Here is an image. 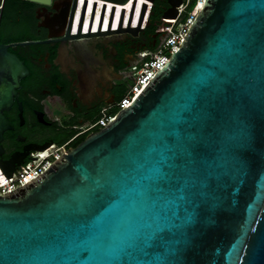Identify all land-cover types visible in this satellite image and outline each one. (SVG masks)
<instances>
[{
  "label": "water",
  "instance_id": "1",
  "mask_svg": "<svg viewBox=\"0 0 264 264\" xmlns=\"http://www.w3.org/2000/svg\"><path fill=\"white\" fill-rule=\"evenodd\" d=\"M163 1L174 19L182 0ZM76 3L65 35L112 34L81 33L83 3L70 35ZM143 15L121 28L122 14L116 34L142 33ZM50 42L0 44V138L27 74L8 49ZM134 97L0 195V264H264V0H206ZM14 166L0 162L8 177Z\"/></svg>",
  "mask_w": 264,
  "mask_h": 264
},
{
  "label": "flooded vegetation",
  "instance_id": "2",
  "mask_svg": "<svg viewBox=\"0 0 264 264\" xmlns=\"http://www.w3.org/2000/svg\"><path fill=\"white\" fill-rule=\"evenodd\" d=\"M18 1L11 5L0 0V36L20 33L24 40L0 44L51 42L8 49L27 69L12 106L4 112L10 128L0 138V162L15 165L14 170L38 146L66 143L73 148L98 131L86 126L115 108L129 85L125 69L137 52L159 39L144 31L137 36L115 33L73 39L65 35L70 0H51L46 6ZM153 3L160 5V13L166 7L163 0ZM95 4L96 18L101 6L112 8L102 1ZM76 7H81L79 0ZM3 15L8 16L4 25Z\"/></svg>",
  "mask_w": 264,
  "mask_h": 264
},
{
  "label": "built area",
  "instance_id": "3",
  "mask_svg": "<svg viewBox=\"0 0 264 264\" xmlns=\"http://www.w3.org/2000/svg\"><path fill=\"white\" fill-rule=\"evenodd\" d=\"M132 1V0H131ZM206 0H182L176 7V16L172 20H163V25L157 30L159 39L153 49H141L134 57V60L125 69V77L129 82L124 96L117 102V112L124 109L125 105H128L133 100V97L142 90L149 79L153 78V75L161 70L162 67L168 62L169 58L179 50V45L187 32L191 23L194 22L195 16L200 11L199 4L202 5ZM104 2V1H103ZM105 3V2H104ZM93 4V3H92ZM144 15L140 28L144 30L145 24L150 16L153 3L151 0H144ZM168 6V5H167ZM168 8V7H167ZM83 4L81 7L74 10L71 24V34H76L82 16ZM140 8L137 14V23L135 26L130 22V27L136 28L139 22V18L142 12ZM100 13H98L96 28H92L93 22H95L96 9L92 8L89 12L84 9L81 33H97L106 32L113 29L111 22V15L113 16L112 9L107 12L103 7H100ZM134 12V11H133ZM108 13V14H107ZM107 15V26L103 28L101 21L103 22L104 16ZM121 15V13H119ZM134 16V13H133ZM87 21V29H84V22ZM120 22V16L118 20V26ZM117 26V27H118ZM121 28H127V24L124 25L122 20ZM116 112V113H117ZM115 114H111L110 111H104L100 119L93 124H88L86 130H96L104 128V125L112 119ZM69 149L68 144L59 145H47L42 149L35 150L29 157V159L23 163L19 168L14 170L10 177L6 176L0 169V195L9 193L18 187L24 185L26 182L35 178L47 169L56 159L62 154L66 155V151Z\"/></svg>",
  "mask_w": 264,
  "mask_h": 264
},
{
  "label": "bare ground",
  "instance_id": "4",
  "mask_svg": "<svg viewBox=\"0 0 264 264\" xmlns=\"http://www.w3.org/2000/svg\"><path fill=\"white\" fill-rule=\"evenodd\" d=\"M80 1V0H79ZM88 1H90L91 2V0H85V2L84 3H86V5H85V9H86V12H89V8H88ZM93 1H102V0H93ZM77 2H78V0H77ZM95 2L92 4V9L93 10H95V7H96V4H95ZM103 2V1H102ZM105 3H109V4H111V6H112V11H113V16L111 15V22L109 23V25L111 24L112 26H113V28H115V29H112V31L111 30H109V31H111V33L112 34H115V33H117L118 32V30H119V26H118V20H119V16H120V19H121V15L123 14V21H124V25H126V24H128V23H130V21H131V23L135 26V24L137 23V14H138V12H139V10H140V8H142L144 5V0H132L131 1V5L129 6V7H127V8H125V7H123V5L122 4H114V3H111V2H105ZM129 3V1L126 3V4H128ZM132 3H134L135 5H134V8H133V13H134V16H133V14H132V16H131V19H129V15H130V12H131V10H132ZM202 4L200 3L199 4V8H200V10H201V8H202ZM109 8V7H108ZM117 8H119L120 10H119V13H121V15H119V13L116 11V9ZM105 9V6H103V10ZM109 10L110 9H107L106 11L107 12H109ZM96 14H97V11H96V13H95V16H96ZM108 14V13H107ZM97 18H98V16H97ZM97 18H95V20H96V23H97ZM103 18H105L106 20H103V22L101 21V26H103V28H105L106 26H107V15L106 16H104ZM85 23L87 24V21H85L84 22V29H85ZM118 26V27H117ZM138 26V25H137ZM92 28L93 29H95L96 28V24H95V26L92 24ZM106 32H108V31H106ZM109 35H111V34H109Z\"/></svg>",
  "mask_w": 264,
  "mask_h": 264
},
{
  "label": "trees",
  "instance_id": "5",
  "mask_svg": "<svg viewBox=\"0 0 264 264\" xmlns=\"http://www.w3.org/2000/svg\"><path fill=\"white\" fill-rule=\"evenodd\" d=\"M7 2L11 5H15L16 3H18L19 1L18 0H7ZM167 8V3L165 5ZM160 5L159 4H155L153 3L152 5V8H151V15L149 16L148 18V25L144 28V32L146 34H148L149 36H151L152 34H155L157 32V30L163 25V23H161L160 19H161V14L159 12V9H160ZM8 18V16L6 15H3V20L1 21L4 25L5 23V20ZM24 40V37L23 35H21L20 33H11L9 35H6V36H0V42L2 43H9V42H16V41H22ZM158 41L155 42V45L157 44ZM151 43H149L145 48L146 49H153L154 46H151L150 45ZM145 48H142V49H145ZM125 94V90L123 91L121 97L119 98V100L124 96ZM117 112V108L115 107L114 109H112L110 111L111 114H115ZM61 144V143H58V145ZM77 144L73 145L74 147L76 146Z\"/></svg>",
  "mask_w": 264,
  "mask_h": 264
},
{
  "label": "snow or ice",
  "instance_id": "6",
  "mask_svg": "<svg viewBox=\"0 0 264 264\" xmlns=\"http://www.w3.org/2000/svg\"><path fill=\"white\" fill-rule=\"evenodd\" d=\"M84 2H85V0H80V3H81V4H83ZM130 5H131V0H129V3H128V4H124L123 7L127 8V7H129ZM88 7H89V9L92 8V5H91L90 2H89V4H88ZM116 11L119 13V8H117ZM85 29H87V24H86V23H85ZM133 99H135V97H133ZM125 107H127V105H125ZM95 195L99 198V196L101 195V193L97 192Z\"/></svg>",
  "mask_w": 264,
  "mask_h": 264
},
{
  "label": "rangeland",
  "instance_id": "7",
  "mask_svg": "<svg viewBox=\"0 0 264 264\" xmlns=\"http://www.w3.org/2000/svg\"><path fill=\"white\" fill-rule=\"evenodd\" d=\"M127 82H128V81H127ZM126 84H127V83H126ZM126 84H125V85H126Z\"/></svg>",
  "mask_w": 264,
  "mask_h": 264
}]
</instances>
